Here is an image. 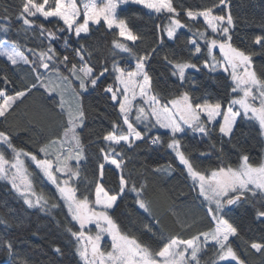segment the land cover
<instances>
[{
    "label": "snow or ice",
    "instance_id": "1",
    "mask_svg": "<svg viewBox=\"0 0 264 264\" xmlns=\"http://www.w3.org/2000/svg\"><path fill=\"white\" fill-rule=\"evenodd\" d=\"M0 2V181L27 209L54 220V210L66 209L56 226L70 238L77 264H248L237 240L264 264V233L246 239L229 217L247 206L264 228V65L254 60L264 55V16L241 17L232 0ZM129 5L153 21L149 42L121 18ZM241 24L260 32L241 35ZM101 30L112 36L106 54L89 43ZM157 61L163 79L150 71ZM204 78L224 81L223 97L212 96ZM37 93L52 106L47 116L19 121L17 109ZM93 93L115 113L98 132L86 104ZM22 134L25 143H17ZM189 137L207 148L189 146ZM249 139L258 144L257 159ZM160 150L178 164L136 163L141 153ZM93 159L98 175L81 191ZM177 170L189 192L168 206L166 222L148 195V177ZM106 171L117 175L116 190L103 182ZM129 197L136 207L122 225L116 210ZM13 228L24 222L0 215V264H37L8 238ZM52 250L64 256L62 247Z\"/></svg>",
    "mask_w": 264,
    "mask_h": 264
},
{
    "label": "trees",
    "instance_id": "2",
    "mask_svg": "<svg viewBox=\"0 0 264 264\" xmlns=\"http://www.w3.org/2000/svg\"><path fill=\"white\" fill-rule=\"evenodd\" d=\"M7 3H12L13 0H6ZM201 0H187L189 5H197ZM233 11L235 14L243 16H255L257 18L264 16V0H232ZM4 3L0 2V7H3ZM146 10H142L139 6L129 5L125 7V10L120 12L121 18L126 19L129 27L142 35L147 37L146 43L151 40V29L153 21L149 20L146 15H144ZM15 23V21H14ZM241 35L247 33L248 35L257 34L260 29L254 25L243 26L238 28ZM10 39H15V35L12 34ZM112 36L106 34L105 30L94 32L92 39L89 41L90 45L99 46L101 49V54H106V49L111 41ZM244 46V45H242ZM257 66L264 65V55H258L254 57ZM95 63V61H93ZM3 62L0 60V67H3ZM151 73L158 78L160 77L161 71H163L159 62H154L151 69ZM200 79V77H197ZM204 83L208 89V92L212 96L224 95V81L213 82L204 78ZM110 102L105 101L102 96L93 93L86 99V104L95 109V111L90 112L89 116V126L90 129H94L97 132L103 128L108 127L110 119L115 118V113L112 108L107 105ZM51 104L41 96L39 93L26 99L23 104L17 109L16 115L19 121H28L36 117L37 113L41 117H46V109H51ZM56 120L59 121L60 117L57 116ZM3 125H0L2 127ZM87 133L85 134V141L87 143ZM17 143H25V138L23 134L21 138L17 140ZM185 143L189 146H196L202 149L207 148V143L199 141V139H193L189 137ZM246 147L253 159H257L259 156V147L255 140L249 139L245 141ZM96 149L89 145L88 152L91 155ZM231 150L228 146H225L226 154ZM231 161H235V155L230 156ZM147 161L151 166H166L169 163L177 165L178 162L175 161L174 157L170 155L167 151L160 150L156 152L141 153L139 159L136 163H141L142 161ZM213 160L211 163H215ZM34 168V166H32ZM98 172L96 171L95 160L84 168L81 176V191H84L85 187H91L92 182H94ZM149 180V193L148 195L156 204V212L161 217L165 218L168 222L170 217L167 215V209L170 204L174 202L179 205L181 201L187 199V194L189 192L187 182L180 175L177 170L171 177L167 175H159L148 177ZM106 187L116 190L118 186V178L114 172L106 171L105 178L103 181ZM37 188L39 190L40 184L38 183ZM43 188L49 195L54 194V188L43 183ZM135 205L131 197H129L124 203L120 205L119 210H116V219L122 224L127 225L130 219L129 213L135 211ZM56 213V220L63 223L66 216V209L54 210ZM16 214L23 222L24 228L18 229L13 228L7 235L9 239H12L14 243H17L18 249L22 250V254L31 257L37 264H77L78 258L73 253V246L70 243V238L63 231L62 228L56 226V220L51 216L40 213L36 210L27 209L23 205L22 201L10 191V186L6 182L0 181V215L5 213ZM230 219L238 226L242 237L249 240H257L260 238L261 234L264 233V228L253 222V217L251 211L247 209V206L234 208L232 212L229 213ZM35 232L36 235L32 233ZM60 246L64 249V256L58 257L53 252V246ZM234 247H237L241 253V256L248 261V264H261V258L253 253L245 254L244 244L237 240ZM4 257L0 254V260Z\"/></svg>",
    "mask_w": 264,
    "mask_h": 264
},
{
    "label": "rangeland",
    "instance_id": "3",
    "mask_svg": "<svg viewBox=\"0 0 264 264\" xmlns=\"http://www.w3.org/2000/svg\"><path fill=\"white\" fill-rule=\"evenodd\" d=\"M125 7H127V6H125ZM94 227V226H93Z\"/></svg>",
    "mask_w": 264,
    "mask_h": 264
}]
</instances>
